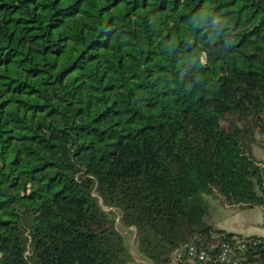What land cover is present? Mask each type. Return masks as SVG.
<instances>
[{"label": "trees", "instance_id": "obj_1", "mask_svg": "<svg viewBox=\"0 0 264 264\" xmlns=\"http://www.w3.org/2000/svg\"><path fill=\"white\" fill-rule=\"evenodd\" d=\"M257 132L264 0H0V264H143L100 199L149 264L233 242L201 195L264 208Z\"/></svg>", "mask_w": 264, "mask_h": 264}, {"label": "crops", "instance_id": "obj_2", "mask_svg": "<svg viewBox=\"0 0 264 264\" xmlns=\"http://www.w3.org/2000/svg\"><path fill=\"white\" fill-rule=\"evenodd\" d=\"M241 142L246 152L264 169V142L260 140L257 142L250 137H244ZM201 197L207 206L204 221L213 228L222 229L243 237H264L263 206L244 203L229 204L216 191L211 194L204 193ZM146 264H149V262H146ZM170 264L187 263L185 261L182 263L173 261Z\"/></svg>", "mask_w": 264, "mask_h": 264}, {"label": "built area", "instance_id": "obj_3", "mask_svg": "<svg viewBox=\"0 0 264 264\" xmlns=\"http://www.w3.org/2000/svg\"><path fill=\"white\" fill-rule=\"evenodd\" d=\"M257 140L264 142V135L256 133ZM233 242H221L217 246L199 248L194 244H186L174 251L173 261L186 262L187 264H228L230 260L236 261L247 247V240L234 235Z\"/></svg>", "mask_w": 264, "mask_h": 264}, {"label": "rangeland", "instance_id": "obj_4", "mask_svg": "<svg viewBox=\"0 0 264 264\" xmlns=\"http://www.w3.org/2000/svg\"><path fill=\"white\" fill-rule=\"evenodd\" d=\"M103 209L108 211L112 210L114 212V220H115V227L116 229L123 235L125 243L128 247V250L131 256L136 260L143 264L148 262L146 259L142 258L141 255L137 252L136 245L134 243V235H135V228L132 226H125L119 220L120 212L115 208H110L107 206H103ZM146 261V262H145Z\"/></svg>", "mask_w": 264, "mask_h": 264}, {"label": "water", "instance_id": "obj_5", "mask_svg": "<svg viewBox=\"0 0 264 264\" xmlns=\"http://www.w3.org/2000/svg\"><path fill=\"white\" fill-rule=\"evenodd\" d=\"M100 204H101V206H102V208H103L104 205L101 203V199H100Z\"/></svg>", "mask_w": 264, "mask_h": 264}]
</instances>
